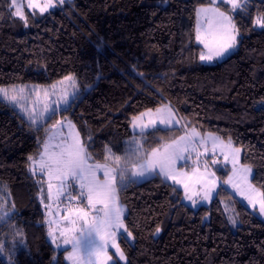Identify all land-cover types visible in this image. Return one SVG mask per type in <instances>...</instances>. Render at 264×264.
<instances>
[{
	"label": "trees",
	"instance_id": "1",
	"mask_svg": "<svg viewBox=\"0 0 264 264\" xmlns=\"http://www.w3.org/2000/svg\"><path fill=\"white\" fill-rule=\"evenodd\" d=\"M22 2L27 26L12 15L10 0H0V88L74 76L80 95L55 118L73 122L91 163L121 171L123 158L142 162L195 128L241 149V163L264 193V29L252 23L264 13V0H249L235 12L216 4L232 16L239 35L235 52L215 64L202 63L204 47L196 40L198 9L213 6L210 0H65L43 14ZM165 104L181 126L132 131L133 117ZM51 125L35 127L0 96V193L11 213L0 219V264H67V250L48 237L46 178L30 171L28 159L39 156ZM134 138L142 145L139 160L129 150ZM105 146L122 157L119 165L105 159ZM227 169H217L223 180ZM68 192L78 195L68 188L60 210ZM118 195L135 242H155L132 254L121 239L126 264H264V218L223 184L197 209L183 201V189L157 174L119 181Z\"/></svg>",
	"mask_w": 264,
	"mask_h": 264
},
{
	"label": "snow or ice",
	"instance_id": "2",
	"mask_svg": "<svg viewBox=\"0 0 264 264\" xmlns=\"http://www.w3.org/2000/svg\"><path fill=\"white\" fill-rule=\"evenodd\" d=\"M214 5L217 0H210ZM249 0H219L221 4L230 5L229 11L235 12L236 10L244 11ZM59 5H63L65 0H27L28 8L38 9L41 14L48 12L51 8H55ZM10 8H14L15 11L12 15L18 16L25 21V26H27V17L22 11L24 4L21 0H10ZM211 15L215 20V24L209 28L204 29L203 33L200 30L198 23L196 30V40L201 43L207 52H201L199 59L201 61L211 62L215 58H223L226 53L230 50H234L237 45V36L239 35V29L237 28L235 22L231 15L226 12L220 11L218 7L201 8L198 10L197 15ZM255 27L264 29V13L258 15L252 21ZM142 75V74H141ZM65 80L73 81V87H75L74 77L67 76ZM63 84V81L59 82ZM51 89L55 91L56 85H52ZM19 91L22 93L24 88H20ZM33 93L39 96V92L34 88ZM0 94L8 98L10 101L16 102L17 97L15 95L8 96V91L6 89L0 88ZM75 95V93H73ZM48 101V90H44V97L42 102L41 110L36 114L35 108L29 109L21 107L28 114V119L32 124H37L38 119L45 116L47 113V118L52 119L59 110V105L63 103L64 105L69 104L68 93L66 91H61V94L56 100L50 103ZM52 105H56L53 107ZM158 115L156 119H152L149 116L147 122H144L143 117L148 115L146 113H141L138 117H133L131 123L133 129L139 128L141 135L144 134L146 129L157 128V121L160 125L165 127L172 124H179L180 121L175 118V113L169 106H165L163 109L156 110ZM151 112V110H149ZM63 121H56V124L52 125L53 128H57L63 125ZM68 127L74 129V125L68 122ZM158 130V129H157ZM54 135L48 137V141L44 143V151L40 154L39 160L34 159L29 156V160L32 164H39L40 170L48 176V197L51 198L52 190L54 185L51 183L53 179V174L55 173V178L60 181L56 185L57 196L64 195L66 189L71 188L70 184H67L70 178L79 184L78 195L73 196L71 192H68L67 199L69 201L84 199L87 202L86 207H77L73 209L69 207L67 209L68 216L64 219H69V216L74 218L69 220V223L73 225V229H68L65 232H61L60 235L65 237L63 240L64 244L71 243L73 247V253L69 254L68 259L73 260V264H77L78 257L74 256L79 248L87 245V261L88 264H99L100 257L103 256L104 262L112 260V256L107 254L108 248L113 247L118 254L120 260H126V256L123 250L120 248L119 244L116 243L117 233L123 230L125 239L132 237V233L126 227L123 215L124 208L119 204L118 195V177L119 181L122 182L127 179L125 172L130 171L132 177H145L149 173H155L157 175H162L167 179L172 180L176 184H182L185 192V196L188 200L192 201L193 206H195L198 201L193 200L192 195L189 194L192 191V186L188 182L192 180L191 177H187V174L183 171H178L176 165L179 161L185 160L187 157L186 153L190 151H197V145L205 143V138L200 136V133L193 128L191 134H185L181 136L178 140L173 141L171 144L163 146V150L160 148L152 149L148 154L147 158L142 162H132L130 163L127 157L123 158L125 163V168L119 173L116 168H110L107 164H89L88 160L91 159L87 152L85 144L80 140L79 133L73 137L71 144H67L65 147L61 148L58 153H49V142L54 138ZM209 138L213 141V150L219 145L221 147V152L228 159L227 153L224 151L225 148L232 152V168L233 173L237 171L239 149H231V141L225 145L223 141L216 136L209 134ZM89 139H91L89 137ZM59 147V146H58ZM142 145L139 141L134 138L133 142L130 143L129 150L134 152L139 160L140 149ZM208 150L205 149V152ZM105 159H112L117 165L120 164L122 157L115 155L112 149L105 146ZM200 153L197 151V159H199ZM217 161L213 160L212 163ZM130 164V168L128 165ZM30 171L35 172V168L32 165L29 166ZM204 172L195 177L193 184L199 185L200 189L203 191V196L201 197L204 201H210L212 193L216 186L215 173L208 172L207 161L203 164ZM46 169V171H45ZM103 170L104 180L100 181L97 178V171ZM199 171V168L196 169ZM240 171L243 172V180L247 183V191L239 189L240 195L244 196L254 209L259 205L258 211L264 215V193H257L256 189L248 183V175L251 173V169L248 167H242ZM187 177V179H179L178 177ZM224 183H232L231 177ZM237 187V185H233ZM44 189H41V194H43ZM199 194V192L195 193ZM43 203V198L41 199ZM47 207V206H46ZM92 211L95 215L91 214ZM8 216V212L4 209V202L0 200V219ZM77 222H81L84 227L80 229L82 236L79 239L73 238L68 239L66 232L74 231ZM235 224V220H232ZM160 232V228H156V233ZM49 236L52 238V243H56L57 237L53 235L51 230L49 231ZM134 239V237H132ZM60 247V245H57ZM4 250V245L0 244V252Z\"/></svg>",
	"mask_w": 264,
	"mask_h": 264
},
{
	"label": "rangeland",
	"instance_id": "3",
	"mask_svg": "<svg viewBox=\"0 0 264 264\" xmlns=\"http://www.w3.org/2000/svg\"><path fill=\"white\" fill-rule=\"evenodd\" d=\"M40 2L43 3V0H40ZM201 8H208V7H201ZM198 23H199V26H200V30L203 33L204 29L209 28V27H211V26H213L215 24V20L211 17L210 14L207 16L206 19H203V15H200ZM197 26H198V24H197ZM199 44L202 45L201 43H199ZM237 47H238V36H237V45H236L234 50H230L228 53H226L224 55L223 58H215L211 62L202 61V63H204V64H215V63H218V62L222 61L223 59H226L227 57H229L232 53H234L235 50L237 49ZM203 52L206 53L207 49L204 48ZM72 77H74V76H72ZM61 81H63V84L59 83ZM74 83H75V87L72 86L73 85V81L62 79V80L52 84V85H56L55 91H53L51 89L52 85H38V84L17 85V86H13L11 88H3V89H6L8 91V96L15 95L17 97V101L16 102L10 101L8 98L4 97L2 94H0V96L7 103H9L15 109H17L18 112H20V114L26 120L29 121L28 114H27V112H25L23 110L21 105H23L24 108H29V109L35 108L36 114H38L40 112V110H41V107H42V102H43V97H44V90H48V101H47L48 103L51 104V102L53 100H56L57 97L61 94V91L63 90V91H66L68 93L69 104H71V102L73 100H75L80 95V92H81L80 87H79V85L77 83V80L75 78H74ZM20 88H24V91L22 93L19 91ZM34 88H36L38 90L39 96H36L33 93L32 90ZM73 93H75V95H73ZM52 106L56 107V105H52ZM165 106H167V104L163 105L159 109H163ZM67 107H69V106L68 105H64L63 103H61L59 105L58 112L66 109ZM156 110H151V112H149V110L145 111V113L148 114V115H145L143 117L144 122L148 121L149 116H151L152 119H156V117L158 115H160L159 113H157ZM173 112L175 113L174 110H173ZM175 118L180 121V119L178 118L176 113H175ZM56 121H63L64 123L60 127L53 128L52 125L56 124ZM69 121L70 120H68V119H63V120L59 119V120H57L55 118V116L52 119H48L47 118V113H46L44 117L38 119L37 124H34L35 127H39V126H41L42 124H44L46 122H50L52 124L49 127L50 129H48V133H47L46 139L44 141V143L47 142L48 141V137L55 133L54 138L49 142V148H48V152L49 153H58L61 148L65 147L67 144H71L73 137L76 135V133H78L75 126H74V129H70L68 127V122ZM70 122H71L72 125H74L72 121H70ZM179 125H181V122L179 124H175L174 123V124H172L170 126L165 127L164 125H160L159 122L157 121V128L158 127H161V128H174V127H178ZM149 130H152V128L146 129V131H149ZM132 131L135 132V133H140L139 128L133 129V127H132ZM186 133L190 135L191 134V130L186 131L181 136H185ZM209 134H211L213 136H216V137H219L217 134H213V133H207V134H205V136H204V134L201 133L200 136L205 138V143L197 145V151L200 153L199 159H197V151H190V152L185 154V156L187 158L185 160L179 161L177 163V165H176L178 171H183L184 173L187 174V177H191L192 178V180L188 181L190 183V185L192 186V191L189 194H191L193 200L198 201V203L195 206H193L192 201H190V200H188L186 198L185 192H184L183 201L185 203L189 204L194 209L199 208L201 205H209L212 202V200L214 199V197L216 196L220 186L223 184L228 190H230L233 193L234 196H236L238 199H240L247 207H249L250 209L256 211L261 217L264 218V215H262L258 211L259 205H257V207L254 209L251 205L248 204V201L245 199V197L240 195V192L238 191V188L247 191V183L244 182V180H243V175L244 174H243L242 171H240V169L242 167L250 168V166L244 165V164L241 163V149L235 147L231 143V149H239L240 150L239 151V156H238L237 171L234 174L233 173V168H232V163H231L232 152L229 149H227V148L224 149V151L228 155V159L225 160V157L222 154L221 147L219 145H217L215 147V150H213V141H212V139L209 138ZM180 137H178L176 140H178ZM221 140L223 141V143L225 145H227L229 143V142H227V141H225L223 139H221ZM172 142L166 143L164 145L171 144ZM44 143H43V145H44ZM139 143L141 144L140 141H139ZM163 146L158 147V148L163 150ZM205 149H207L208 151L205 152ZM43 151H44V148L42 146V150H41L40 154ZM40 154H39V156H40ZM39 156L36 158V160H39ZM213 160H215L217 162L216 163H212ZM205 161H207V163H208V172L215 173V179H216V186H215V189H214V191L212 193V197H211L210 201L202 200L201 197L203 196V191L200 189L199 185L193 184V181L195 180V177L204 172L203 164H204ZM88 163L89 164H96V163H91L89 160H88ZM99 164H107V163H99ZM107 165L110 168H113L111 165H109V164H107ZM226 166L228 167V169H227L228 175H226L225 179L223 180L217 174V169H220V168L221 169H225ZM32 167L35 168V172L32 171L34 174L44 175L45 178H46L47 202H45V208H46V213H47L48 233L51 230L53 235H55L57 237L56 243L54 244V243H52L51 236H49V234H48L49 241L52 243V245L56 249H58V250H67L66 253H65V262L67 264H73V260L68 259L69 254L73 253L72 244L71 243L64 244L63 240H64L65 237L61 236L60 233L61 232H65L68 229H73V225L69 223V220L73 219L74 217L73 216H69V219H64L65 216H68L67 209L69 207H72L73 209H75L77 207H86L87 206V202L86 203H82L84 201V199H82V198L81 199H77V200H72V201H69L67 199V202H69V203H68L67 207L64 206L66 209L60 210V208H61L60 204H61V201L63 200V195L59 196V197L57 196V192H56V187L55 186L58 185L60 183V181L55 178V173L53 174V179L51 180V183L54 185V188L52 190V196H51V198H49L48 197V186H47L48 176L45 175L44 172H42L40 170V165L38 163L34 164V165L32 164ZM197 168H199V171H196ZM45 171H46V169H45ZM117 172L119 173L118 170H117ZM96 175H97V178L100 181L104 180L103 170L97 171ZM125 175H126L127 179L122 181L123 183H125L128 179L129 180L132 179V180H135L137 182H143V181L155 176L156 174L155 173H149L145 177H132L131 176V172L130 171H126ZM162 177L164 179H166L167 181H170V182L174 183L172 180L167 179L164 176H162ZM187 177L181 176V177H178V178L184 180V179H187ZM229 177H231L232 183H229V184L224 183V181L228 180ZM251 178H252V169H251L250 175H248V183H250L256 189L257 193H261L260 190L258 188H256L252 184ZM66 183L70 184L71 187L73 186V188L78 190V192H79V184L76 183L73 179L70 178L68 181H66ZM118 183H119V177H118ZM174 184H176V183H174ZM176 185L178 187H180L181 189H183V191H184V188H183L182 184H176ZM233 185H237V187H234ZM197 192H199L198 195L195 194ZM64 194H66V193H64ZM0 200H2L4 203H7V199L1 193H0ZM71 202H73V205H72ZM119 204L121 206H123V208H124L123 220H124V223H125V216L127 214V208L120 201V198H119ZM225 207H226L227 211L229 212L230 218L233 220L234 219V215H233L234 212H232V209L226 203H225ZM4 209H5V205H4ZM5 211H7V210L5 209ZM91 214L95 215V212L92 211ZM10 215H11V213L8 212V216H10ZM6 217H4L3 219L6 220ZM235 224H236V222H235ZM82 227H84L82 225V223L81 222H77V224L75 225V230L74 231L66 232V235H67L68 239L71 240L73 238H76V239L81 238L82 233H81L80 229ZM125 235L126 234L123 233V230H121V232L117 233L116 243L119 244L120 248L123 250V252H124V254H125L127 259L126 260H120L119 257H118V254L116 253L115 248L109 247L108 251H107V254L112 256V260L107 261L106 264H113L116 261H119V262H121L123 264H126L128 262V257H130V256L128 254L129 252H126L124 250L123 246H122L121 239H123V238H124L123 239L124 243L128 242L133 247V249L130 250V252H132V254L137 253L141 248L144 247V245L146 246V245H151V244L155 243L154 241H153V243H150V244L149 243H138V242H135V240L132 237H128L127 239H125ZM57 245H60V247H57ZM128 248L130 249L129 245H128ZM86 253H87V245L86 244L84 246H82L81 248H79L76 253H74V256L78 257L77 264H88ZM103 262H104V258H103V256H101L100 260H99V264H103Z\"/></svg>",
	"mask_w": 264,
	"mask_h": 264
},
{
	"label": "crops",
	"instance_id": "4",
	"mask_svg": "<svg viewBox=\"0 0 264 264\" xmlns=\"http://www.w3.org/2000/svg\"><path fill=\"white\" fill-rule=\"evenodd\" d=\"M218 2H219V0H217V3H218ZM217 3H216V4H217ZM216 4H214L213 6H205V7H208V8H210V7H216ZM200 8H201V7H200ZM200 8H199V9H200ZM199 9H198V10H199ZM222 12H223V11H222ZM207 16H208V15H207ZM207 16H204V15H203V19H206ZM206 21H207V20H206ZM198 22H199V16H198ZM197 24H198V23H197ZM167 106L171 107V108L175 111V109H174L170 104H167ZM144 113H145V112H144ZM175 113H176V111H175ZM176 115L178 116L177 113H176ZM178 118H179V116H178ZM179 119H180V118H179ZM180 122H181V125H182V121H181V119H180ZM181 125H179V126H181ZM191 130H192V129H191ZM149 131H150V130H149ZM145 132H147V131H145ZM145 132H144V133H145ZM199 133H200V132H199ZM200 135H201V133H200ZM204 136H205V135H204ZM181 166H182V165H181ZM169 182H170V181H169Z\"/></svg>",
	"mask_w": 264,
	"mask_h": 264
}]
</instances>
